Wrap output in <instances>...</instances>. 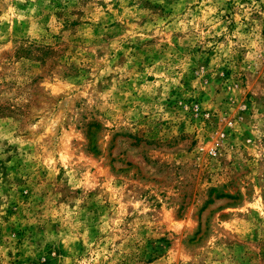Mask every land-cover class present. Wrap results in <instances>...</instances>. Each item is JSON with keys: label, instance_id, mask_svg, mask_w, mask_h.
<instances>
[{"label": "rangeland", "instance_id": "374dc122", "mask_svg": "<svg viewBox=\"0 0 264 264\" xmlns=\"http://www.w3.org/2000/svg\"><path fill=\"white\" fill-rule=\"evenodd\" d=\"M0 264H264V0H0Z\"/></svg>", "mask_w": 264, "mask_h": 264}]
</instances>
